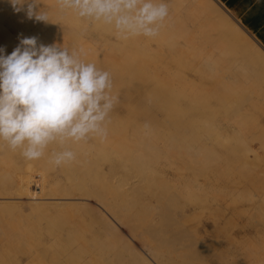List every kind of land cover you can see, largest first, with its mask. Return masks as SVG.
<instances>
[{
    "label": "bare ground",
    "instance_id": "1",
    "mask_svg": "<svg viewBox=\"0 0 264 264\" xmlns=\"http://www.w3.org/2000/svg\"><path fill=\"white\" fill-rule=\"evenodd\" d=\"M4 1L10 4L8 0ZM38 3L40 11L49 9L51 4L56 5L49 0H39ZM200 5L194 24L207 20L212 29L222 33L221 36L215 34L219 41L185 45L180 42L171 43L164 46L167 50L165 56L157 55L160 51H154L155 56L147 55L150 47L143 46V43L138 54L134 49L136 46L139 48L141 38L139 42L131 40V36L128 37L131 41L123 39L108 24L100 28L103 48L110 56L106 55L103 62L105 52L101 55L96 53L101 57L100 62H97L92 53L94 56H89V60L96 62L98 69L110 73L111 95L117 97L111 114L109 112L103 123L104 134H90L78 142H53L41 158L32 160L35 166L46 171L57 167L52 163L53 153L72 151L75 159L58 167L66 171L70 178H75L69 181L75 187L73 191L68 186L60 185L61 180L57 177L60 171L49 175L46 183L28 184L18 189V196L25 195L30 201H43L51 206L64 207L83 205L93 218L100 235L108 241V249L86 257L85 264H109V258L111 264L113 260L118 264H205L202 261L203 255L207 249L210 254L215 239H218L212 238L214 243L210 242L209 245V236H214L213 232L221 236L222 230L227 228L220 227L217 222L210 223L209 220L214 216L217 218L216 214L219 213L226 215L225 212L229 211L226 204L230 198L234 200L252 196L253 199L255 195H263L264 198V166L249 181L253 185L257 182L260 187L256 189L257 194L241 191L237 186V170L242 169L244 163L249 164L259 158L263 162L261 165H264V104L261 105L264 102V47L230 13L219 8L214 0H202ZM22 15L19 12L15 17ZM6 18L5 15L0 16V23ZM28 20L13 24L10 30L31 31L33 27ZM48 27L47 23L38 26L27 37L35 36L38 44L50 45ZM159 31L160 34L157 33L153 38L161 35L158 36L161 46L167 35L161 29ZM141 36L142 39H150V42L154 40L152 37ZM136 37L133 36V39ZM225 37L230 38L229 44ZM20 38H23L22 35ZM20 38L17 40L6 31L0 48L5 50L6 55L10 54L19 45ZM160 46L156 45L157 48ZM161 47L159 49L163 50ZM103 48L102 52L105 51ZM117 50L121 54L118 57L120 60L112 56ZM122 52L125 56L123 58ZM185 52L191 54L187 59L182 58ZM175 55V63L178 64L171 66L170 58ZM191 76L200 77L201 83L192 80L193 83H190ZM134 102H140L141 108H131ZM126 110L131 115L124 117L123 121L120 115ZM136 115L146 121H139ZM230 131L238 135L235 145L228 140ZM207 133L213 137H204ZM257 141L261 143L259 149L255 145ZM260 149L263 153H259ZM6 152L9 156L17 155L7 144L1 153ZM228 160H235V163L228 167L224 164ZM23 171L27 181H32L37 173L32 167L23 168ZM121 172H127V176L123 175L126 176L125 180L120 179ZM81 174L82 181L79 179ZM67 188L69 191H66ZM12 189L10 194L0 195V206L13 204L17 189ZM37 203L34 202V205ZM237 212L229 216L234 215L235 218ZM261 213L263 215L264 210L261 209ZM3 216L0 214V221L3 220L10 227L15 226L14 221L4 219ZM227 218L226 225L229 222L233 226L235 219ZM244 224L241 223L242 227H239L243 228ZM201 228L205 236L201 234ZM225 233L228 241L235 238L232 230ZM260 245L261 249L258 247L257 250V247H252L254 250L250 247L241 251L237 247L214 252L220 258L234 253L235 257L248 261L247 264H264V241ZM217 246L221 248V245ZM13 249L16 248L9 245L5 252H0V264H9L7 261L15 252ZM51 260H54L53 264H76V259H66L65 253L57 259L50 258L48 262Z\"/></svg>",
    "mask_w": 264,
    "mask_h": 264
},
{
    "label": "rangeland",
    "instance_id": "2",
    "mask_svg": "<svg viewBox=\"0 0 264 264\" xmlns=\"http://www.w3.org/2000/svg\"><path fill=\"white\" fill-rule=\"evenodd\" d=\"M49 1H50V3H53V2L56 3V5H54V6L52 4H51V6L49 5L50 6L49 9L50 8H52V9H50V10L45 9L42 12H46L48 15V19H49V22L47 24L49 26L48 30L50 29V31L48 32V34H50V36L48 37L50 45H52V44L60 45L61 47L66 48L70 53L73 51H75V52L77 51V53H78V50L80 51V48H81L79 46L85 45V46H82L81 53H79V55L81 56L82 59H84L85 61L88 60L90 63L94 62V61L91 62L89 60L91 58V56H94V55L96 56L97 62H100L99 59H101V57H98V55H97L98 53H99V55H101L100 53L103 54L105 52L106 53V54L104 53L105 56L109 55V54H107V51L103 48L104 43L101 42L103 40L101 39V36L99 33L100 31H102V30H100V28L104 25H107V24H105L103 21H97L96 22V21L91 20L89 18L79 17L77 15V13L72 9L61 8L58 0H49ZM214 1L219 4V8L225 10L227 13H230V12H228V10L224 6H222V4H220L219 1H217V0H214ZM157 2L166 3L168 6V15L162 21V24L160 23V25H159V30L161 29V32L166 29L164 32H166L167 36L165 35L166 39H165L164 43L161 44V46H163V47H161L159 45L160 41L158 40V36L160 37L161 35H158L157 38H155V39H157V42L153 37H152V39H154V40H152L150 42V39H142L143 37L141 35L137 36L139 38H137L135 36L136 40L133 39V36H131V38H132L131 40H134L135 42L136 41L139 42L138 39L141 38V40H140L141 43L139 45V48H137L138 46H136V48L134 49L135 52H137V51L140 52L139 49L144 44L143 46H145V47L149 46L150 47V50H148L149 52L147 51V55L152 54L155 56L156 53L154 51H156L158 53L160 51V54H157V55L165 56L166 55L165 51H167V50L164 49V46L166 47V45H169L171 43L174 44V43L180 42L181 44L185 45V43L194 44V43H202V42H206V41H212V42L219 41V39L217 38V35L218 34L222 35V33H220L217 29H212L211 24H209V22L207 20L203 19L200 23L194 24V18H195V15L199 12L198 9L199 8L201 9L200 4H202V0H191V1L190 0H157ZM0 4H1L0 5V8H1L0 16L5 15L7 17L5 19V21L3 20L2 23H0V44L2 43V40L4 39V37L6 36V31L9 32L12 35V37L19 40L18 37L20 38L21 35L23 38L27 37V35L32 34L31 32L33 29H34L33 31H35L38 26H43V24H46L44 22L40 23L37 21L35 23V19H31V20L29 19L28 20L29 25H31L33 27V28L30 27V28H32L31 31H29L27 29H25V30L21 29L20 31H18L16 29L15 31H12L10 29H12L13 24L21 23V22L25 21V19H28V18L26 17V15H24V12H21L23 14L22 16L15 17L18 13L14 12L11 4H8L6 1L0 0ZM189 13H191V14L189 15ZM13 17H14V20L11 21V18H13ZM231 17H233V19L239 23V21L232 14H231ZM174 20H176V21H174ZM32 24H34V26ZM58 27H61L62 29L58 30ZM162 27H163V29H162ZM111 28H112V30L114 29L113 26ZM243 29H245V28L243 27ZM4 30H6V31H4ZM113 31H112V33H113ZM28 32H30V33L28 34ZM25 33H26V36H24ZM158 33L160 34V31ZM216 33H217V35H215ZM98 35L100 36L101 40L98 39V37H99ZM82 36L84 37V39ZM80 38L84 42H82ZM225 38H227V40H228L227 43L229 44L230 38L229 37H225ZM123 39H125V38H123ZM153 41H155V42H153ZM172 41H174V42H172ZM80 42H82V44ZM148 42H149V44H148ZM146 43H147V45H145ZM226 44H225V46L228 45V44L227 45ZM156 45H157V47L160 46L161 49H163V50H160L159 49L160 47L157 48ZM94 46H95V48H94ZM102 48L105 51L102 52ZM142 48H141V50H142ZM92 53L94 55H92ZM108 53H110V52L108 51ZM118 53H120V52L117 50V52L114 53L112 56L114 58H118L121 56V54L119 55ZM148 53H150V54H148ZM186 53H188V54L186 55ZM115 54H116V56H114ZM133 54L135 55V53H133ZM179 54L183 55L184 53L183 54L179 53ZM104 55H103V57H104ZM177 55H175L172 59L170 58L171 66H174V65L176 66L178 64V63L177 64L175 63V57L177 59ZM189 55H191L189 52H185L184 56H186V57L182 56V58L187 59V56L189 57ZM89 56H90V58H89ZM123 57H125V56H124V53L122 52V58ZM178 57H179V55H178ZM105 58H107V56L102 58V59H104L103 62H105ZM190 58H191V56H190ZM118 60H120V58H118ZM106 61H107V59H106ZM95 63L96 62H94V64ZM189 79H190V81L191 80L195 81V83H198V84L201 83L200 77L191 76V77H189ZM189 79H188V82H189ZM192 81L190 83H193ZM139 103L140 102L132 103L133 105L131 104V108H133V109H136L138 107L141 108V103H140V105H139ZM135 104H136V106H135ZM263 104H264V102L261 105H263ZM132 106H134V107H132ZM171 111H173V110L171 109ZM124 112L121 113V115H120L121 117H123V118H121V119H123V121H125V118H128L131 115V114L130 115L128 114L129 113L128 110H126L125 113ZM133 112H135V110H133ZM110 114H111V112H110ZM133 115H134V113H133ZM136 118L137 119L139 118V121L142 120L141 122L146 121V120L142 119L140 116L139 117L137 116ZM205 135L206 136H204V137H207V136L209 138L213 137L212 135H208V133ZM229 135L230 136H228L229 137L228 140H230V142L233 145H235V143H236L235 140L236 139L238 140V138H236V136H238V135L234 134L231 131H230ZM231 138H233V139H231ZM257 142L255 145L259 149V146L261 145V143L258 142L259 143L258 144ZM214 143H215V140H214ZM5 145H6V143L0 142V195L10 194L11 192H13V189H12L13 187L15 189H17L15 191L16 199L12 200L13 204L10 206H4V205L0 206V214H4L3 218L14 221V224H15V226L10 227L9 225L3 223V220L0 221V252H5L9 245H11L13 248H16V249H13L15 252H13L12 255H10V259H8L7 262L9 264H11V263H14V264H53L54 260H51V262H48L50 258L57 259V258L63 256L65 253L66 259L70 258V260H72V258H73V259H76V261H75L76 264H85L84 261H86V260H84V259H86V257H89L92 254L97 255V253L105 251L106 249H108V247H107L108 241L106 240L105 237H102L100 235L97 226L93 222V218H91L88 215L89 212H87V210L83 207V205L78 204V205L66 206V207H64V206H51V205H48L47 202H43V201H41V202L40 201H30L27 199L28 197L25 195L18 196L17 193H18L19 188H22L28 184L39 185L42 183H46V180H48L50 177L49 175H51V174L55 175L56 173H53V172H56V171H60V173L57 174L59 181L61 180L60 185L61 186L62 185L68 186V187H70V190H72V191H73V188H75V187L73 184H70L69 181H73V180H75V178H70L68 173L66 171L60 169L58 166L54 167V169L44 171L41 167L35 166L32 163V160L26 159L22 155L20 149H16L15 151L17 152V155H13V156H11V155L9 156L7 154V152L1 153V151L4 150ZM95 146L96 145H94L93 147L96 149ZM237 148H239V147H237ZM98 149L99 148L97 146V150ZM258 151H259V153H263L262 149H260ZM254 155H255V153H254ZM76 160H78V159H76ZM256 161H258V163H255ZM234 163H235V160L234 161L228 160L224 164L227 165L228 167H230L231 164H234ZM254 163H255V165H254ZM261 163H263L262 159L257 158V159H255V161H252L249 164L247 162L244 163L243 164L244 166L241 167L242 169L239 168L237 170L238 175H239L238 179H237L238 180L237 183H239V184L237 186H239V189L241 191L246 190V192L247 191L253 192V194H255L256 189H260V187L257 185V182L255 185H253V182H249V181H251L250 178H253L255 176L256 172H259V169L261 172V167L264 166V165H261ZM247 165L248 166L250 165L249 166L250 168ZM29 167H32L33 169L37 170V173L35 174L32 181H27L25 179V173L23 171V168H29ZM243 168H245V169H243ZM244 170H245V172H244ZM242 171H243V173H242ZM252 171L254 172V174ZM239 173H242L244 175V177L241 178L242 174H239ZM125 174L127 176V172H123L122 176L120 174L121 180L126 179V178H124L126 176H123ZM246 174H248L249 177H247ZM251 175H252V177H251ZM245 176L247 177L246 179H244ZM79 179H80V181L83 180V174H81ZM127 179H131V178L127 177ZM243 180H245V181H243ZM240 186H242V187H240ZM66 191H69V189L67 188ZM262 196L260 197L259 195H255V197H253L254 200L251 199L252 196H249L247 198H241V199L237 198L234 200H232L230 198L227 201V203L228 202L229 203L226 204V207L229 210V211L225 212L226 215H224V213H222V215L219 213V214H216L218 216L217 217L218 219L216 218V216H214V218H211L209 220L210 223L215 224V222H217L216 224H219L220 227L221 226L222 227L227 226V228L224 229L225 232H227L228 230H230V231L232 230V232L234 233L233 236L235 238L233 237L234 239H232V240H234V241L231 240V242H230L227 240V238L225 236L226 233L224 232V230H222L223 233L220 232V233H222L221 236L219 233H218L219 234L218 235L217 233L213 232L214 236H212V237L209 236L211 239L208 237V239H210L208 241H209V245H210V242H212V243L215 242V243H214V245H212L213 247H211V249H210L211 250L210 254H209V250L207 249L206 253L203 255L202 261L205 264H207V262L211 263V264H218V263L219 264H226L227 260H228L227 264H243V263L247 264L248 261H246L243 258L239 259L238 257H235L234 253H233V255H230L229 257H225V258L224 257L220 258L219 254H217V253H219L221 250L224 251L227 248L228 249L229 248L230 249H236L237 247H238L237 249L240 248L239 250H241V251L245 250L246 248L248 249L250 247L251 248L257 247L256 250L258 249V247H259V249H261L262 245H260V244H262V242L264 241V214L262 215V213H261V209L264 210L263 209L264 208V198ZM34 202H38L37 203L38 205H34ZM237 211H239V212H237ZM233 212H237L235 218H234V215L232 216L233 218L231 216H229L230 213H231V215L234 214ZM245 215H246V217H245ZM240 216H243V217H240ZM227 217L232 218V220L235 219V220H233L234 223L232 221V223L234 225H236L235 227H234V225L232 226L229 222H228V225H226V223L228 221ZM258 217H259V219H258ZM215 218L217 219L216 221H214ZM251 218H252V220L253 219L254 220L252 221ZM212 219L214 222L211 221ZM219 219H223V220H219ZM236 220L238 221L237 223H236ZM246 220L248 223L246 222ZM244 222H246V226H245ZM210 223H209V225H210ZM239 223H240V225H239ZM241 223L244 224L243 228H240V227H242ZM252 223H254V224H252ZM229 224L231 225V227L229 226ZM247 226H248V228H246ZM250 226H252V228ZM235 228H236V230H235ZM242 229L244 231H242ZM178 231H176V232L179 233ZM201 231H202L201 234L202 235L204 234V236H205V232H204L203 228H201ZM84 237H85V239H83ZM217 237H218V239H215V241H214L213 239L217 238ZM86 238L87 239L91 238V240H87ZM219 238L221 239V241L219 240ZM224 239H226V241ZM222 240H224L225 243H224V241L222 242ZM237 243H238V245H236ZM218 244H219V246L221 245L220 249L217 248ZM241 247H243V248H241ZM214 251L215 252L217 251V253H215ZM213 253L217 254V255H214ZM212 255L214 256V258ZM209 256H210V258H209ZM217 257H218V260H217ZM204 258H206V260ZM215 258H216V260L214 261ZM221 259H223V260H221ZM257 260L260 261L259 258ZM109 261L112 262L110 260V258H109ZM212 261H214V262H212ZM216 261H219V262H216ZM222 261H224V262H222ZM241 261H242V263H241ZM110 262H109V264H111ZM113 262L114 263H112V264H118L115 262V260H113Z\"/></svg>",
    "mask_w": 264,
    "mask_h": 264
},
{
    "label": "clouds",
    "instance_id": "3",
    "mask_svg": "<svg viewBox=\"0 0 264 264\" xmlns=\"http://www.w3.org/2000/svg\"><path fill=\"white\" fill-rule=\"evenodd\" d=\"M14 12L48 23L38 0H8ZM79 17L112 25L119 37L157 35L168 15L157 0H58ZM26 6V7H25ZM110 73L57 44L20 39L10 53L0 48V142L20 149L28 160L41 158L53 142L103 135V123L117 101ZM75 159L70 150L53 153L59 166Z\"/></svg>",
    "mask_w": 264,
    "mask_h": 264
},
{
    "label": "crops",
    "instance_id": "4",
    "mask_svg": "<svg viewBox=\"0 0 264 264\" xmlns=\"http://www.w3.org/2000/svg\"><path fill=\"white\" fill-rule=\"evenodd\" d=\"M264 47V0H217Z\"/></svg>",
    "mask_w": 264,
    "mask_h": 264
}]
</instances>
